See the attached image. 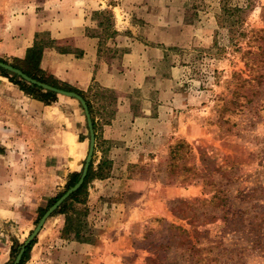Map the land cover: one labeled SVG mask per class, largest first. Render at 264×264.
I'll return each instance as SVG.
<instances>
[{"label":"rangeland","instance_id":"1","mask_svg":"<svg viewBox=\"0 0 264 264\" xmlns=\"http://www.w3.org/2000/svg\"><path fill=\"white\" fill-rule=\"evenodd\" d=\"M148 2L150 10L124 16L132 25L151 23L150 32L163 42L148 43L128 27L123 31L161 48L164 56L135 95L123 96L144 104L149 99L140 90L170 87L159 102L160 126L135 139L129 133L106 138L118 95L96 84L82 91L95 125L91 173L78 195L82 202L72 200L66 214L56 215L64 222L61 234L110 246L107 264H264V85H248L240 105L231 103L233 74L249 75L242 53L250 31L264 28V0ZM114 3L102 0L101 8L90 11L93 29L103 39L116 34ZM38 45L43 50L50 43L44 39ZM2 90L0 85V99L7 96ZM48 105L54 106L50 113L32 108L25 113L30 135L25 159L27 167L40 170L34 179L30 173V180L42 186L32 188L40 195L11 244L26 239L39 209L68 189L69 174L81 173L87 156L89 131L81 104L59 95ZM4 147L0 144V152ZM218 189L220 197L212 199Z\"/></svg>","mask_w":264,"mask_h":264},{"label":"crops","instance_id":"2","mask_svg":"<svg viewBox=\"0 0 264 264\" xmlns=\"http://www.w3.org/2000/svg\"><path fill=\"white\" fill-rule=\"evenodd\" d=\"M100 2L0 0V58L23 61L33 45L48 40L50 46L43 48L39 68L59 83L81 91L87 90L91 84L113 90L118 95V103L110 124L105 126L104 136L119 140L129 133L128 138L135 139L138 134H149L154 132V127L159 128V102L170 87L161 90L158 85L155 92L153 87L140 90L141 95L149 99L144 104L143 100L139 103L123 96L126 92L135 95L136 88L142 87L147 77L154 75V67L159 66L164 56L161 48L146 45L139 40L141 37L127 35L123 28L141 34L148 43L163 41L159 34L150 32L151 23L132 25L124 16L132 10L141 13L150 10L148 0H116L111 5L116 34L108 39L101 38L99 31L93 29L95 22L89 18L90 11L102 7ZM101 39L105 49L99 46ZM114 47L119 49L115 55ZM0 83L3 93L7 90V96L0 99L3 120L0 121V130L3 131L0 132V144L5 146L0 152V264H4L10 258L9 238H18V228L28 217L25 213L28 206L37 202L40 195L32 188L42 186L40 182L30 180V173L34 179L40 170L27 167L25 159L30 150V135L24 127L25 113L30 108L50 113L54 106L32 98L5 76L0 75ZM125 97H128L127 101ZM1 124L9 125L10 129ZM56 215L62 214H54L44 223L23 264H107L113 250L110 246L87 240H67L61 234L62 218Z\"/></svg>","mask_w":264,"mask_h":264},{"label":"trees","instance_id":"3","mask_svg":"<svg viewBox=\"0 0 264 264\" xmlns=\"http://www.w3.org/2000/svg\"><path fill=\"white\" fill-rule=\"evenodd\" d=\"M241 35L245 36V34H241ZM247 38L248 39L246 41V48L243 50V53H242V59L244 61L245 68L247 69L249 75L247 78H244L239 73L233 74L232 80H235V86L232 91L231 103L233 104V107L235 108H237L240 105V101H239L240 97H244V98L247 97L246 95L247 92L245 91V89L248 87V85L252 87H254L255 85L256 86L264 85V28L255 29V30L250 31V35L247 36ZM239 50H242V47H239ZM41 53H42V47H40L38 44H35L29 49L27 57L23 61H21L22 63L21 65L15 64V63H10V64L15 68L20 69L23 73L27 74L33 79H36L40 82L52 85L54 87H57L63 90L73 91L79 94L85 100L88 110L91 111L89 102L84 97V93L81 90H78L65 83H59L51 75L39 69L38 63L41 57ZM0 61L6 62L3 58H0ZM0 73L3 74L4 76H7L11 82L17 84L21 90L29 94L32 98L37 99L43 102L44 104H47V105L52 104L54 101L57 100L59 96L54 91L43 89L42 87L36 84L27 83L25 80L21 79L16 74L9 73L10 74L9 75L2 68H0ZM247 100H250V99L247 98ZM92 125L94 128L95 125H94L93 118H92ZM91 166H92V163L89 164L86 176L82 184L79 186V188L75 190L74 192H72L51 215L56 214V213L66 214L68 210L72 208L71 204H69V202H71L72 200L74 202H82L80 198H78V195L81 194V192L86 188V184L88 182V179L90 178ZM79 176H80V172H71L69 174V179L66 183L67 184L66 189L74 185L77 182ZM63 193L64 191L62 193L57 194L49 202L48 207L52 205ZM220 193H221V190L218 189V192H216L213 195L212 199H214V197L219 198ZM48 207L39 209L37 219H39L43 215V213L46 211ZM66 221L67 220H65V222ZM65 226L66 227H64L63 233L67 234L66 231L69 228V220L68 222L65 223ZM35 240H36V236L26 246L18 264H23L25 260L28 258L29 250L31 249V246L34 244ZM20 245L21 243L20 244L17 243L16 240L12 241L11 249H10V258L4 264L12 263L16 253L19 250Z\"/></svg>","mask_w":264,"mask_h":264},{"label":"water","instance_id":"4","mask_svg":"<svg viewBox=\"0 0 264 264\" xmlns=\"http://www.w3.org/2000/svg\"><path fill=\"white\" fill-rule=\"evenodd\" d=\"M0 67L9 71L10 73L16 74L18 75L21 79L25 80L26 82L30 83V84H36L40 87H42L43 89L46 90H51L56 92L58 95H63V96H67L70 98H74L76 99L82 106L85 117H86V121H87V127H88V131H89V148H88V152H87V156L85 158L80 176L77 180V182L70 186L52 205H50L46 211L43 213V215L39 218V220L37 221L36 225L34 226V228L31 230V232L29 233V235L26 237V239L21 243L18 252L16 253L13 261L11 264H18L22 254L26 248V246L32 241V239L37 236V234L39 233V231L41 230L42 226L44 225L45 221L47 220V218L58 208V206L75 190H77L79 188V186L82 184L87 170H88V166L91 162V158H92V153H93V149H94V131H93V125H92V121L90 118V114L88 111V107L87 104L85 102V100L77 93L73 92V91H67V90H63L57 87H54L52 85L40 82L36 79L31 78L30 76H28L27 74L23 73L20 69L13 67L12 65H10L9 63H5L3 61H0Z\"/></svg>","mask_w":264,"mask_h":264}]
</instances>
